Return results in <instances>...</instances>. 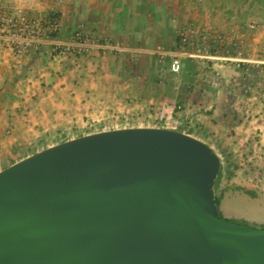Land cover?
<instances>
[{"label": "water", "instance_id": "1", "mask_svg": "<svg viewBox=\"0 0 264 264\" xmlns=\"http://www.w3.org/2000/svg\"><path fill=\"white\" fill-rule=\"evenodd\" d=\"M221 166L165 127L37 151L0 171V264H264V228L220 215Z\"/></svg>", "mask_w": 264, "mask_h": 264}, {"label": "rangeland", "instance_id": "2", "mask_svg": "<svg viewBox=\"0 0 264 264\" xmlns=\"http://www.w3.org/2000/svg\"><path fill=\"white\" fill-rule=\"evenodd\" d=\"M47 1L53 5L58 0ZM110 1L114 2L112 10L120 13L130 10L132 23H128V27L130 24L137 35L125 33V37L105 39L96 36L112 48L97 49L81 56H57L78 59L72 66L79 63L83 73L85 89L80 97L78 121L55 131L49 130L32 141L27 138L28 134L21 136L20 130H13L14 125L9 121L0 130V169L23 154L47 148L58 141L125 127H159L163 110L171 104L182 103L184 107L179 115L193 121L197 128L194 134L199 137L194 136L210 140L205 135L208 124L219 127L225 136L230 135V139L224 137L215 143L210 141L213 145L208 143L214 146L222 160V176L214 188L220 208L221 202L223 204V215L263 226L264 112L216 109L220 108L221 95L225 91L230 94L226 97L229 103L237 101L238 88L242 86L238 80L241 74H264V0ZM202 32L207 34L205 40L201 39ZM182 47L189 52L200 47L203 53L212 54L214 58L186 57L183 70L175 73L170 69V57L155 52ZM237 57L250 60L240 61L235 59ZM110 74L116 78H109ZM141 83L157 91L150 95V91L128 94L124 88L132 84L135 91H139ZM260 84L264 93V82ZM244 85L250 93L251 81H245ZM243 122L254 127L246 139L241 138L237 128ZM241 197L250 200H244L235 208L233 203Z\"/></svg>", "mask_w": 264, "mask_h": 264}, {"label": "crops", "instance_id": "3", "mask_svg": "<svg viewBox=\"0 0 264 264\" xmlns=\"http://www.w3.org/2000/svg\"><path fill=\"white\" fill-rule=\"evenodd\" d=\"M16 1L26 2L36 9L51 7L58 9L61 12L62 31L65 38L77 30H84L104 39L124 36L125 33L137 35L136 32H132L130 24V28L128 27V23H132L130 10L124 13L112 10L114 2L110 0H58L53 5L47 0ZM76 60L78 59L52 57L48 48L17 55L10 49L0 47V130H3V127L7 126L10 121L14 125L13 130H20L23 134L21 136L26 137L28 134L27 138L32 141L43 137V134L49 130L55 131L68 123L77 122L82 104L80 97L84 95L85 87L83 88L82 83L83 73L79 70L80 64L72 66V62ZM28 66L33 69L27 70ZM114 74L108 75L109 78L111 76L116 78ZM238 80L241 81L242 86L238 88L237 101L234 104L229 103L226 97L230 94L225 91L221 95L220 108L216 111L221 109L227 112L235 110L238 113L264 112V93L259 88L260 83L264 82V74L260 72L243 73ZM245 81L252 83L250 93L245 89ZM138 86L139 91H135L136 87L132 84L125 85L124 88L128 94L138 92L142 94L150 91L148 93L150 95L157 91L154 87L148 88L146 84L141 83ZM155 88H157L156 85ZM208 127L205 135L210 140L201 137L207 143L218 142L219 138L224 137L230 139V135L226 133L225 136V132H220L219 127L210 124ZM237 128L240 129L242 139L250 137V132L254 131L253 126L244 122ZM225 130L228 129L225 128ZM56 143L59 141L48 146ZM44 148L23 154L4 168ZM244 200L250 199L241 197L235 202L242 203Z\"/></svg>", "mask_w": 264, "mask_h": 264}, {"label": "built area", "instance_id": "4", "mask_svg": "<svg viewBox=\"0 0 264 264\" xmlns=\"http://www.w3.org/2000/svg\"><path fill=\"white\" fill-rule=\"evenodd\" d=\"M252 26L255 27V25ZM201 34V39L205 40L207 34L204 32ZM0 47L10 49L17 55L48 48L51 54L66 57L81 56L97 49L112 48L109 43L101 41L84 30H77L71 37L65 38L59 11L53 8L36 9L26 2L19 3L16 0L0 1ZM155 52L162 57H170V69L175 73L183 70L186 57L214 58L212 54L203 53L200 47L192 52L184 51V47L175 50L157 49ZM223 58L233 59L232 57ZM235 59L250 60L244 57ZM183 107L182 103H175L169 105L167 110L164 109L159 127L177 129L195 135L193 121L179 115Z\"/></svg>", "mask_w": 264, "mask_h": 264}, {"label": "trees", "instance_id": "5", "mask_svg": "<svg viewBox=\"0 0 264 264\" xmlns=\"http://www.w3.org/2000/svg\"><path fill=\"white\" fill-rule=\"evenodd\" d=\"M221 176H222V167H221V170H220V172H219V175H218V177H217V179H216V182H215V187H216V185L218 184V182H219V180H220V178H221ZM216 202H217V204H218V206H219V208H220V200L216 197ZM220 215L221 216H224L223 215V212H222V210H221V208H220ZM235 221H238V222H240V223H250L249 221H247V220H237V219H234ZM262 228H264V225L263 226H261Z\"/></svg>", "mask_w": 264, "mask_h": 264}, {"label": "bare ground", "instance_id": "6", "mask_svg": "<svg viewBox=\"0 0 264 264\" xmlns=\"http://www.w3.org/2000/svg\"><path fill=\"white\" fill-rule=\"evenodd\" d=\"M233 205L235 208H237V207L239 208L242 205V203L235 202V203H233Z\"/></svg>", "mask_w": 264, "mask_h": 264}]
</instances>
